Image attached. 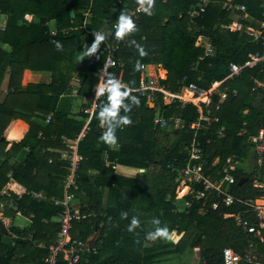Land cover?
Masks as SVG:
<instances>
[{
    "label": "trees",
    "instance_id": "1",
    "mask_svg": "<svg viewBox=\"0 0 264 264\" xmlns=\"http://www.w3.org/2000/svg\"><path fill=\"white\" fill-rule=\"evenodd\" d=\"M245 1L253 14L261 16V8L256 13L251 0ZM138 3V0H123L121 4L116 0H0V90L4 91L0 101V193L12 172L19 187L13 193L18 209L31 219L27 227L13 226L5 233L0 218V264H47L50 246L56 243L61 228L53 218L62 207L50 199L30 198L23 202L18 195L44 190L49 197L62 199L69 164L53 150L66 148L62 136L74 138L86 116L80 109L74 113L71 82L77 75L78 95L90 96L98 81L95 74L106 62L109 45L119 46V65L115 71L119 75L123 73L124 81L133 87L138 85L137 62L161 64L168 72L165 82L172 90H179L190 82L207 86L213 80L226 77L232 62H243L250 52L264 51V45L251 41L245 34L222 30L219 18L226 22L227 13L217 4L209 5L207 13L197 20L192 30L187 10L194 0H154L151 15L142 12L133 19L135 32L117 39L113 30L108 43L101 42L95 53L81 59L85 46L90 47L94 42L93 32L112 30L119 13L134 9ZM89 5L91 16L87 21L88 30H84L83 12ZM71 12L76 15L74 21ZM28 14L33 16L31 20L26 18ZM52 29L58 32L52 34ZM63 29L70 31L64 34ZM200 33L209 36L216 48L214 56L203 60L199 57L205 51L196 46ZM137 45L145 55H140ZM27 69L49 73L51 80L24 85L22 80ZM7 77L8 85L4 89ZM255 79L264 82V63L227 81L230 91L221 104L220 121L202 137L209 160L220 156L223 163L232 153L240 154L244 162L247 160L251 149L247 138L264 126V97L260 93L262 88L253 89ZM130 96L138 100L135 104L126 101L132 105L135 119L132 125L117 129L115 144L99 139L103 132L97 118L99 109L93 115L90 131L79 144L83 160L75 197L86 217L73 221L72 235L86 239L99 228L101 240L98 253L79 264H183L195 247L199 249L198 264H224L225 248L244 253L249 234L235 217H225L226 213L241 212L253 219L250 212H242L246 208L243 202L236 201L227 207L219 200L218 207L214 208L215 196L206 202L190 195L177 197L176 169L183 166L187 155L185 143L193 134L189 125L197 116L195 107L189 105L183 109L160 103L158 110L166 118L183 117L186 121L181 130H162L154 122L155 110L147 106L145 99L138 93ZM219 101L216 95L214 104ZM104 102L106 98L100 105ZM51 113L53 118L47 123ZM14 118L25 121L29 129L20 141L9 142L4 133ZM221 127H224L223 136L218 134ZM160 135L175 138L167 145L160 141ZM106 156L110 162L145 171L134 177L118 175L106 165ZM244 162L235 172L237 181L231 192L243 200L263 196L264 190L254 188V182H264V166L253 161L248 168ZM94 170L99 174L91 173ZM243 177L249 180L239 184ZM185 200L191 201L187 210L183 207ZM122 213H127V217ZM15 215L13 208L4 210V216ZM133 216L140 223L128 231ZM154 218L160 221L159 225L152 223ZM156 227H167L170 239H147L146 234ZM253 253L264 264V242H255Z\"/></svg>",
    "mask_w": 264,
    "mask_h": 264
},
{
    "label": "built area",
    "instance_id": "2",
    "mask_svg": "<svg viewBox=\"0 0 264 264\" xmlns=\"http://www.w3.org/2000/svg\"><path fill=\"white\" fill-rule=\"evenodd\" d=\"M117 3H123V0H116ZM138 5L127 12L132 19H136L143 11L140 9L141 0H138ZM259 8H261V18L256 19L253 16L246 3L239 2V0H194V4L187 10V16L189 19L190 28L193 30L197 24V20L201 16L207 13L210 4H220L222 9L227 11L230 16L228 23H224L219 20V26L230 32H239L245 34L251 41L255 43H261L264 45V0H258ZM91 16V5L83 12L84 23L82 28L87 29V21ZM29 18V14L26 15ZM116 22L114 23V25ZM103 33L105 40L103 43L110 41L111 35L115 27ZM69 29H63L64 34L69 33ZM58 31L52 29V34H56ZM95 33V32H93ZM196 46L204 49V54L199 57V60H203L206 56L214 53V46L210 40V37L200 33L196 38ZM119 46L111 44L108 46V56L104 66L98 70L95 74L97 79L117 78L122 84L127 87L130 93H138L139 96L147 101L148 105H154L157 101H161L166 106H178L180 108H187L192 105L196 109L197 116L193 120L189 127L193 131V134L188 142L185 143L186 157L183 166L176 169V193L178 198H185L190 195L193 199L202 200L206 202L210 196H215L213 207L217 208L219 200H221L227 207L232 206L236 201H241L246 206L242 212H250L253 215V219L244 217L241 212L226 213L225 217H235L237 223L242 226L244 231L249 234L248 246L244 253H239L231 247L224 249V264H249L256 263L257 261L253 248L255 242H264V195L255 199L247 198L245 200L237 198L232 192V187L236 183L237 178L235 172L243 164V159L240 154L232 153L225 158L223 163H220V156L215 157L213 160H209V156L205 153L204 143L202 137L206 135V131L212 127L215 123L220 121L219 112L221 110V104L228 98L230 91L227 85L228 80L235 79L243 74L246 69L255 68L264 63V51L250 52L247 58L243 62H232L229 67V72L226 77L220 80H213L207 86H201L196 82H190L183 84L179 90H172L170 86L165 82L167 80V73L162 74L158 72L152 74L149 72V64H142L140 67V75L138 79V86L133 88L129 83L122 79L115 69L119 65L117 59V50ZM201 79V78H200ZM79 82V78H76ZM98 82V81H97ZM254 90L262 88L260 92L264 97V82L255 79ZM77 94V90L73 91ZM236 94L237 91L234 90ZM218 95L220 101L217 104L215 102V96ZM106 98L105 96H95L94 91L90 96H85L84 100L87 105L82 109L85 113L84 125L78 134L74 138L62 136V140L66 143L65 149L57 150L63 159L69 164V172L64 180L63 197L57 199L49 197L44 190L40 191H25L20 192L18 199L25 202L28 199H34L38 201L51 200L55 205L61 206L62 211L53 218L54 221L60 223V231L57 237L56 243L50 246V255L45 259L47 264H79L81 262H88L91 255L98 253L99 243L98 239L99 228H95L94 234L81 239L72 235L73 221L75 219L85 218L86 215L82 214L79 208L72 209L74 206L75 191L79 190V173L80 165L83 160V156L79 153L78 148L80 142L86 137L91 129V121L94 113L99 109L100 102ZM124 115L129 117L131 123H133L134 113L132 105H130L128 112H123ZM121 113V114H122ZM53 118V114H49L46 118V122H50ZM155 121L160 126L173 125L176 129H183L185 127V119L182 117L172 116L170 119L166 118L164 114L158 113ZM128 125L120 127V129L126 128ZM102 131L105 130L103 124H99ZM244 130H242L243 132ZM218 134L224 135V127H221ZM42 132H40V137ZM56 138V137H54ZM210 142V141H209ZM247 144L251 146L250 155L247 158L246 165H248L251 159L250 165L253 161L258 166H264V126L261 127L256 134L247 138ZM106 162L116 167L114 162H110L108 156L105 158ZM52 162V159L49 160ZM249 165V166H250ZM174 167V166H172ZM9 181L2 189L0 196V218L8 228L13 226H22L20 223H16V219L20 221L25 219L30 221L31 219L25 216L16 204L13 193L18 189V184L13 177V173L8 174ZM254 188L264 190V182L256 180L254 182ZM191 206L190 200L184 201V209H188ZM9 207L16 210V215L4 216V210ZM100 226H103L101 223ZM61 256V258H60Z\"/></svg>",
    "mask_w": 264,
    "mask_h": 264
},
{
    "label": "clouds",
    "instance_id": "3",
    "mask_svg": "<svg viewBox=\"0 0 264 264\" xmlns=\"http://www.w3.org/2000/svg\"><path fill=\"white\" fill-rule=\"evenodd\" d=\"M153 3L154 0H141L140 9L146 15H151ZM114 27V35L117 39H123L136 31L135 22L123 11L119 13ZM94 37V42L91 46H85L81 59L83 56H89L95 53L101 42L105 40V35L102 32H95ZM137 48L141 56L146 54L142 47L137 45ZM140 66L139 62L135 65L137 69H139ZM105 95L106 102L100 105L99 112L97 113V118L100 123L105 126V130L102 132L99 139L107 144H115L117 142V129L131 123L129 117L121 114V110H123V112H128L130 105L126 101L130 100L131 103L135 104L138 103V100L135 96H130L129 89L125 87L119 79L111 77L99 79L95 85V96L100 97ZM141 171H143V169H141ZM122 216L127 217V213H122ZM139 223L138 218L133 216L128 225V231H133L139 226ZM152 223L154 225H159L160 221L154 218ZM146 238L149 240H155L157 238L170 239L169 229L167 227H156L154 231H150L146 234Z\"/></svg>",
    "mask_w": 264,
    "mask_h": 264
},
{
    "label": "crops",
    "instance_id": "4",
    "mask_svg": "<svg viewBox=\"0 0 264 264\" xmlns=\"http://www.w3.org/2000/svg\"><path fill=\"white\" fill-rule=\"evenodd\" d=\"M239 2H243V3H246L247 4V6H248V9H249V4L245 1V0H239ZM251 4L254 6V8L256 9V13H257V8L259 7L258 6V4H259V2H258V0H251ZM210 5H214V4H210ZM217 5H219L220 7H221V5L220 4H217ZM221 9H222V7H221ZM223 10V9H222ZM249 11H250V13L253 15V16H255V18L256 19H260L261 18V16L260 15H257V14H253L252 13V11L249 9ZM226 13H227V15L225 16V18L227 19V21L226 22H224V23H228L229 22V20H230V16H229V13L226 11ZM33 18V16L31 15V14H29V18H28V20H31ZM222 20V18H219V20ZM222 30H225V29H223L222 28ZM225 31H227V30H225ZM212 42V41H211ZM213 44V43H212ZM213 46H214V44H213ZM215 53H216V48H215V46H214V53L212 54V55H209V56H214L215 55ZM207 57V56H206ZM149 72L150 73H152V74H156V73H158V72H161L162 74H164V73H167V77H168V72H167V70L166 69H164L162 66H161V64H149ZM121 76H123V73L121 72ZM76 78H79L77 75H75L74 76V78H73V80H72V82H71V92H70V95L72 96V97H74L75 98V101H74V105H77V108H74V113H77L78 111H79V109L80 110H82L83 108H80V106L81 105H84L85 103H86V101L84 100V97L85 96H79L78 95V93L77 94H75L73 91L76 89L77 90V87H78V82L76 81ZM51 80V75L49 74V73H43V72H35V71H33V70H31V69H27L25 72H24V76H23V80H22V83L24 84V85H26L27 83H29V82H41V81H45V82H49ZM7 85H8V77L5 79V81H4V84H3V87H4V89H6V87H7ZM138 86V85H137ZM136 86V87H137ZM133 87V86H132ZM136 87H133V88H136ZM3 93H4V91L3 90H0V101H1V99H2V97H3ZM259 98H261V97H259ZM257 99L256 100V103L257 104H259V101H260V99ZM146 101V100H145ZM160 103L161 104H163L161 101H157L154 105H148L147 104V101H146V104H147V106H149L150 108H152V109H154L155 110V112H156V116H155V118L157 117V115H158V113H160V114H164L163 112H161V111H159L158 110V107H159V105H160ZM124 115V114H123ZM164 116H165V114H164ZM133 119V122H134V119H135V117L134 118H132ZM154 122H155V124L156 125H159V124H157L156 123V121L154 120ZM133 124V123H132ZM132 124H130V125H132ZM129 125V126H130ZM160 126V125H159ZM128 127V126H127ZM162 127L163 126H161V129H162ZM165 127V126H164ZM185 128V127H184ZM28 129H29V125L25 122V121H23V120H21V119H19V118H14L12 121H11V123L9 124V126L6 128V130H5V133H4V135L6 136V138H7V140L9 141V142H13V141H20L25 135H26V133L28 132ZM167 129H176L173 125H169V126H167V127H165V129H162V130H167ZM183 131V130H182ZM114 149H118V147L117 148H114ZM57 150H60V149H55V150H53V151H57ZM217 157V156H216ZM104 161H105V163H106V165L107 166H110L114 171H115V173L116 174H118V175H121V176H125V177H134V176H136L137 174H138V172H143V171H145L144 169H143V171H141V169H138V168H135V167H131V166H126V165H121V164H119L118 162H114L115 163V165H116V167L115 168H113V166L112 165H110L108 162H106V160L104 159ZM246 162H247V160L244 162V164L246 165ZM247 166V165H246ZM249 168V167H248ZM91 173H93L94 175H97V174H99V172L98 171H96V170H94L93 172H91ZM17 191H19L18 189L15 191V193L17 192ZM107 189L105 190V192L107 193ZM106 200H107V198H106V196L103 198V202H104V205L106 204ZM78 199H75L74 200V206L75 207H77V208H79V206H78ZM80 209V208H79ZM102 213H104V211H102ZM22 222L20 223L22 226H20L21 228H25V227H27L28 225H29V223H30V221H27L26 223H25V221H24V219L23 220H21ZM153 225H151V227H152ZM176 238H178L179 236H175ZM196 253H198L199 254V249L197 248V247H195V249H194V252L192 251V253H188L187 254V258H185L184 259V261H183V264H188V259H190V257H189V255H191V254H196Z\"/></svg>",
    "mask_w": 264,
    "mask_h": 264
},
{
    "label": "rangeland",
    "instance_id": "5",
    "mask_svg": "<svg viewBox=\"0 0 264 264\" xmlns=\"http://www.w3.org/2000/svg\"><path fill=\"white\" fill-rule=\"evenodd\" d=\"M4 22V20H3ZM74 108H77V105H74ZM174 138L175 136L174 135H170V136H163V135H160V141L162 143H168L167 145L171 144L173 141H174ZM251 152H249V155H250ZM249 162L251 163V159L249 160ZM250 163L247 165V167H250ZM250 165V166H249ZM184 207V206H183ZM182 208V207H181ZM180 208V209H181ZM25 223L27 222L25 219H24ZM22 221H20L19 219H16V223L19 224L21 223ZM190 259H188V264H198V253L196 254H191L189 255ZM184 261V260H183ZM186 264V263H185Z\"/></svg>",
    "mask_w": 264,
    "mask_h": 264
},
{
    "label": "water",
    "instance_id": "6",
    "mask_svg": "<svg viewBox=\"0 0 264 264\" xmlns=\"http://www.w3.org/2000/svg\"><path fill=\"white\" fill-rule=\"evenodd\" d=\"M75 17H76L75 13L74 12H71V18H72L73 21L75 20ZM162 129H165V127H162ZM248 180H249L248 177L240 178L239 184H243L244 182H246ZM2 228H3V230H4L5 233L8 231V229H7V227L5 225H2Z\"/></svg>",
    "mask_w": 264,
    "mask_h": 264
}]
</instances>
